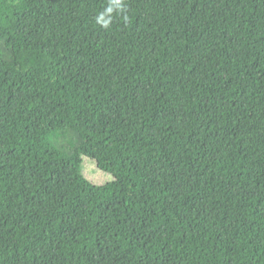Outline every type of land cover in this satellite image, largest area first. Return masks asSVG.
Masks as SVG:
<instances>
[{
  "label": "trees",
  "instance_id": "trees-1",
  "mask_svg": "<svg viewBox=\"0 0 264 264\" xmlns=\"http://www.w3.org/2000/svg\"><path fill=\"white\" fill-rule=\"evenodd\" d=\"M0 264H264V0H0Z\"/></svg>",
  "mask_w": 264,
  "mask_h": 264
},
{
  "label": "rangeland",
  "instance_id": "rangeland-1",
  "mask_svg": "<svg viewBox=\"0 0 264 264\" xmlns=\"http://www.w3.org/2000/svg\"><path fill=\"white\" fill-rule=\"evenodd\" d=\"M82 167L84 170H86V173L89 175V178L94 182L109 181L112 178V176L109 173L101 171L98 168H96V166L93 165L92 160L88 157L82 158ZM87 174L85 175L84 173L86 177H87Z\"/></svg>",
  "mask_w": 264,
  "mask_h": 264
}]
</instances>
